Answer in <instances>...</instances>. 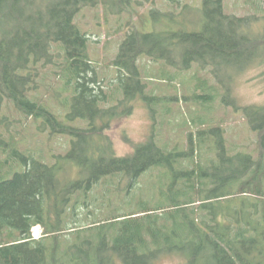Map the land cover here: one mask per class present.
I'll return each mask as SVG.
<instances>
[{"label":"trees","instance_id":"obj_1","mask_svg":"<svg viewBox=\"0 0 264 264\" xmlns=\"http://www.w3.org/2000/svg\"><path fill=\"white\" fill-rule=\"evenodd\" d=\"M132 1L0 0V113L6 103L20 113L0 115L9 134L7 139L0 133V264H155L166 254L182 256L184 264H264V104L241 106L227 98L230 78L264 48L249 32L264 16L229 14L224 0H201L199 29H133L114 60L125 100L156 98L147 95L141 79V56L180 71L195 64L211 68L226 86L224 104L242 111L257 133V156L230 151L224 129L204 130L210 121L195 116L200 128L188 134L186 152L161 146L152 134L131 154L118 156L104 130L126 103L103 107L89 38L76 18L101 2L113 14L130 13ZM151 14L157 20L161 11ZM58 67L68 92L60 101L68 110L64 117L39 95L43 72ZM207 89L195 92L199 100L214 99ZM26 120L51 136H71V146L50 154L52 162L42 148H22L25 140L9 128ZM78 120L87 126L75 125ZM207 144L212 151H204ZM158 168L162 183L144 194L138 180ZM96 186L106 189L100 200L90 195ZM111 187L117 199H108ZM93 205L83 215L82 208ZM36 225L42 228L39 238Z\"/></svg>","mask_w":264,"mask_h":264},{"label":"rangeland","instance_id":"obj_2","mask_svg":"<svg viewBox=\"0 0 264 264\" xmlns=\"http://www.w3.org/2000/svg\"><path fill=\"white\" fill-rule=\"evenodd\" d=\"M200 3L201 0H133L128 9L130 13L113 14L108 12L101 2L95 7H84L78 14L76 23L89 38V56L96 68L95 75L98 74L101 81L98 89L106 96L103 107L109 108L121 101L126 103L122 104L124 106L120 105L122 106L119 109L120 113L111 119L110 127L104 130V134L109 136L112 142L116 155L131 154L137 145L145 143L152 134L161 139V146L165 145L171 149L180 147L186 152L190 148L188 134L192 132L195 135L200 128L192 122L195 116L210 121L207 126L204 125V130L220 125L225 131L224 135L230 151H247L257 156V133L251 130L242 111L224 104L222 99L226 94L224 90L226 86L214 77L209 67L195 64L189 70L180 71L166 65L164 61H155L148 56H141L137 62L141 79L146 85L147 95L156 98L146 100L141 95H137L133 100H125L124 90L118 79L119 70L114 65L125 36L136 28L145 32L153 30L165 32L180 28L197 30L200 28L198 23L201 17L198 11ZM187 4H189L188 8L185 7ZM224 6L229 14L248 16V18L264 16V0H224ZM151 10L161 11L157 20L153 19ZM175 12H181L180 16ZM249 32L250 35L262 39L264 44V19L260 18L259 21L253 22ZM59 60H64L63 56ZM43 73V86L39 90V95L44 96L52 109L64 117L68 110L61 106L60 101L65 99L68 92H64L61 88L64 78L61 76V67L47 68ZM205 88H208L206 94L212 95L213 100L197 98L198 92H202ZM228 89L227 98L238 105L264 104V48L253 64L230 78ZM56 91H61L63 94L56 97ZM201 102H208L209 106H203ZM123 109L129 111L123 113ZM0 115L20 117V113L15 111L11 103H6ZM33 122L26 120L22 123L13 122L10 125L11 134H20L25 140L22 148H42L47 157L46 160L50 162H52V158H49L50 154L66 153L71 146V136L58 134L51 136L48 131H38L37 125ZM75 125L87 126L81 120H78ZM7 130L8 127L4 128L0 124V133L8 139ZM193 142L197 149L198 139L195 137ZM210 146L212 144H207L204 151H212ZM206 155L204 156L206 158L214 156L213 153L209 155L206 153ZM159 171L162 169L158 168L140 177L138 181H143L140 191L150 194L151 190L162 183L163 176ZM126 182L122 183L123 187L126 186ZM100 190L105 192L106 189L103 186H96L90 195L100 200L97 197L101 194ZM108 194V199L111 200L117 199L119 195L114 187L108 190ZM116 205L117 203H114V206ZM93 208H95L94 205L89 209L82 208L83 215H87L90 210H94ZM34 230L36 237L42 236L40 226L36 225ZM184 262V258L180 255L166 254L157 258L155 264H184Z\"/></svg>","mask_w":264,"mask_h":264},{"label":"built area","instance_id":"obj_3","mask_svg":"<svg viewBox=\"0 0 264 264\" xmlns=\"http://www.w3.org/2000/svg\"><path fill=\"white\" fill-rule=\"evenodd\" d=\"M34 236L36 237V233H35V230H34ZM37 238V237H36Z\"/></svg>","mask_w":264,"mask_h":264}]
</instances>
